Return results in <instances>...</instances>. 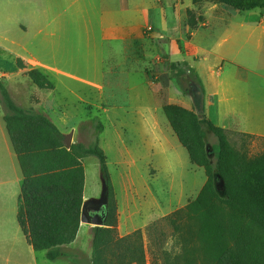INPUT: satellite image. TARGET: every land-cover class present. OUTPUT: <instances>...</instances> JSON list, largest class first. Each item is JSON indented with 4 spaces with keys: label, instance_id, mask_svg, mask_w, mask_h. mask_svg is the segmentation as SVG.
Listing matches in <instances>:
<instances>
[{
    "label": "rangeland",
    "instance_id": "374dc122",
    "mask_svg": "<svg viewBox=\"0 0 264 264\" xmlns=\"http://www.w3.org/2000/svg\"><path fill=\"white\" fill-rule=\"evenodd\" d=\"M158 2L169 14V28L161 26L159 11L156 12V16L154 15L156 27L165 30L159 33L163 40L157 42L154 34H151L154 28L147 26L143 31L144 38L137 52V56L141 58L139 65L132 64L130 68V57L128 60L121 59L116 66L118 72L120 70L130 73L133 68L136 69L129 81L131 86H127L128 82H123L119 77L113 88L105 86V90L100 91L70 75H59L52 79L47 77L52 82L53 88L54 83L57 84L56 96L61 95L67 104L59 109L62 110L63 121L55 124L60 131L62 130L61 133L64 132L62 141L65 142L71 134L73 136L71 143L86 145L95 138L93 134L97 123H100L101 129H96L95 135L97 142L98 136L100 134L103 136L102 148L115 189L117 223L113 237L116 239L138 230L146 264H188L187 260L191 258V252H195L196 264H199L202 253L198 246L199 241H196V223L187 205L197 197L204 184L205 173L202 167L190 161L185 147L178 141L162 111V105L169 101L165 97L168 88L167 73L171 71L178 77L182 72L186 73L189 66V81L197 82L196 76H193L195 75L193 64L201 57L199 45L200 39L201 41L204 39L203 32L211 31L218 23L217 18H220L221 14L229 13L234 22L243 19L253 20L264 16V8L239 11L229 7L222 0H200L195 3L189 0L185 11L180 13L177 11L185 0H158ZM173 3L176 9L175 15ZM178 14H182V17ZM65 30L69 33L66 36L69 40L64 41L65 44L62 43L61 53L64 51L63 56L61 55L62 68L65 70L62 73L101 79V69L105 70V66L117 63L118 60L114 57L102 60V51L93 49L94 46L97 49L100 47L106 49L103 40L97 38V43L89 44L87 49V42L76 41V35L73 34L75 29L70 24ZM70 37L74 40L71 41ZM25 68L23 74H26L30 81L27 83L25 79H20L19 98L13 100L25 109L32 108L42 113L33 107V103L40 102L37 87L45 90L48 88L36 85L28 75L27 70L36 67L24 64ZM177 85L185 84L179 80ZM45 90L41 92L47 94ZM0 103L5 114L6 108L1 101ZM48 116L51 120L56 118V115ZM198 117L201 121L207 156L210 163L214 164L216 136L207 126L208 119L199 115ZM224 129L235 148L243 149L250 155L264 152V137L244 132L238 122L234 121ZM246 133L252 137L246 136ZM118 142H124L127 150L121 151ZM44 147L43 157L49 161L54 160L56 156L53 151L46 147L45 143ZM83 162L86 171L85 196L95 199L88 203H98L102 200L104 188L98 158L88 155ZM127 178L131 180L130 184L126 182ZM213 182L216 193L224 198V186L217 170L213 172ZM240 204L258 219L264 230V191L242 200ZM15 211L16 209L12 211L13 214ZM10 213L11 209H8L7 214ZM131 217L135 218L134 228L125 234L121 233L119 227L128 223ZM81 237H85L83 233ZM81 243L80 238L77 244ZM85 251L83 244L80 247L77 245L76 252L73 253L81 258L80 264H87L88 259V264H92V240L87 259ZM107 254L114 260V264H136L132 261L128 263L122 255L120 246L111 244ZM64 260V258L57 259V262L63 264ZM46 262L48 264L50 261Z\"/></svg>",
    "mask_w": 264,
    "mask_h": 264
},
{
    "label": "crops",
    "instance_id": "0c3cea01",
    "mask_svg": "<svg viewBox=\"0 0 264 264\" xmlns=\"http://www.w3.org/2000/svg\"><path fill=\"white\" fill-rule=\"evenodd\" d=\"M188 3L189 0H185L177 12L183 13ZM175 10L173 3L174 15ZM158 11L161 26L167 28L169 14L158 0H0V81L14 100L19 98L20 79H25L27 83L30 81L23 74L26 68L16 65L17 58H20L24 64L36 67L50 79L70 75L104 91L105 86L113 88L120 77L123 82H128L127 86H131L129 81L136 69L133 68L130 73L118 72L116 66L121 59L128 60L130 57V68L132 64L139 65L141 58L139 59L137 52L147 26L154 28L151 34H154L157 42L163 40L159 33L164 29L155 25ZM179 16L182 17V14ZM217 21L211 31L203 32L204 39H200L201 57L193 64V76L198 81H189V66L186 73L182 72L178 77L170 71L167 73L168 88L165 97L169 99L168 103L193 109L199 116L217 126L227 128L236 121L244 132L264 137V16L234 22L229 13H224ZM69 24L75 29L73 34L78 43L87 42L88 49L89 44L97 43V38L103 40L106 49H97L95 46L93 49L102 51L101 59L104 61L113 57L118 60L117 63L105 66V70L101 69V79L62 73L65 70L62 68L61 57L64 51H61L64 41L69 40L66 38L69 33L65 30ZM70 40L74 38L70 37ZM160 78L162 79L161 76ZM179 80L185 85L178 86ZM42 90L45 89L37 87L40 102L33 103V107L48 118L49 114L56 115L55 120H49L57 125L63 121L62 110L59 109L67 106L66 100L61 95L56 96L55 83L53 89L45 90L47 94ZM3 114L0 103V264H47L46 261H50L48 264H61L57 262L61 258L65 259L63 264H80L81 258L73 252H76L77 245L80 247L84 244L87 259L93 224L90 226L80 221L73 241L54 247L57 251L54 259L46 257V250H34L23 234L16 217L23 175ZM98 137L102 148L103 136L100 134ZM71 138L73 139L72 135L68 138L70 145ZM62 142L66 148L70 147ZM117 145L121 151L127 150L124 142H118ZM44 151L42 142V146L34 150L30 160L32 169L41 170L50 166L51 169L59 170L57 157L46 160L43 157ZM84 158L81 160L85 176L82 207L95 200L89 199L84 193ZM130 181L129 178L126 179L129 184ZM54 188L56 185L50 184L41 190L51 192ZM8 209H11L10 214H7ZM14 209L15 214L12 212ZM134 220L135 218H129L128 223L119 227L120 232L125 234L134 228ZM81 233L85 237H81ZM80 238L82 243L77 244Z\"/></svg>",
    "mask_w": 264,
    "mask_h": 264
},
{
    "label": "trees",
    "instance_id": "16d2710c",
    "mask_svg": "<svg viewBox=\"0 0 264 264\" xmlns=\"http://www.w3.org/2000/svg\"><path fill=\"white\" fill-rule=\"evenodd\" d=\"M193 3L200 0H192ZM236 10L264 8V0H222ZM17 65L24 68L18 59ZM32 81L43 88H53L52 82L40 70H27ZM0 101L6 108L4 121L23 173V183L17 203V221L34 250H46L54 259L57 245L73 241L80 223L83 200L84 168L82 158L96 156L104 182L102 200L107 202L105 225L92 226V264H114L107 254L111 244L120 246L122 255L136 264H146L138 230L126 236L113 237L117 223L114 187L107 167L106 155L98 145L96 129L88 144L72 143L66 148L62 133L47 116L32 108L25 109L11 97L0 82ZM178 141L185 147L190 161L202 167L205 181L197 197L187 209L196 223V241L202 255L199 264H264V230L258 219L241 201L264 191V152L250 155L229 141L226 130L206 120L216 136L214 164L210 163L202 136L201 121L193 110L175 103L162 105ZM34 136V137H33ZM246 136L252 137L246 133ZM42 142L55 156L59 170L46 167L32 169L30 160ZM62 168V169H60ZM217 170L224 186L225 197L214 188L213 172ZM55 184L51 192L41 190ZM188 264H196L195 252Z\"/></svg>",
    "mask_w": 264,
    "mask_h": 264
},
{
    "label": "water",
    "instance_id": "95a60500",
    "mask_svg": "<svg viewBox=\"0 0 264 264\" xmlns=\"http://www.w3.org/2000/svg\"><path fill=\"white\" fill-rule=\"evenodd\" d=\"M65 145L69 146L70 142L68 138L65 141ZM108 213L107 202L101 200L98 203H85L80 213V221L90 223L93 225L103 226L105 225L106 217Z\"/></svg>",
    "mask_w": 264,
    "mask_h": 264
},
{
    "label": "bare ground",
    "instance_id": "6f19581e",
    "mask_svg": "<svg viewBox=\"0 0 264 264\" xmlns=\"http://www.w3.org/2000/svg\"><path fill=\"white\" fill-rule=\"evenodd\" d=\"M71 136V134L68 135V138Z\"/></svg>",
    "mask_w": 264,
    "mask_h": 264
}]
</instances>
